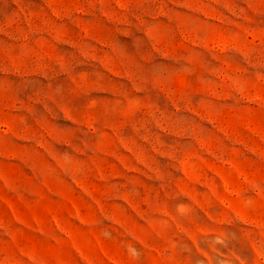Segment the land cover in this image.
<instances>
[{"label":"rangeland","instance_id":"1","mask_svg":"<svg viewBox=\"0 0 264 264\" xmlns=\"http://www.w3.org/2000/svg\"><path fill=\"white\" fill-rule=\"evenodd\" d=\"M0 264H264V0H0Z\"/></svg>","mask_w":264,"mask_h":264}]
</instances>
